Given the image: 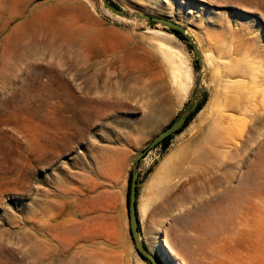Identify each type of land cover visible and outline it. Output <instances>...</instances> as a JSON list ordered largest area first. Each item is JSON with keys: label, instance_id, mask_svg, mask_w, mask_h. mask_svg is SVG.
Segmentation results:
<instances>
[{"label": "rangeland", "instance_id": "rangeland-1", "mask_svg": "<svg viewBox=\"0 0 264 264\" xmlns=\"http://www.w3.org/2000/svg\"><path fill=\"white\" fill-rule=\"evenodd\" d=\"M108 2L182 27L201 64L185 39L99 0H0V264H149L128 232L132 160L192 99L198 70L202 106L137 162L140 240L162 264H264V122L213 133L224 91L258 75L264 95V0Z\"/></svg>", "mask_w": 264, "mask_h": 264}, {"label": "water", "instance_id": "water-1", "mask_svg": "<svg viewBox=\"0 0 264 264\" xmlns=\"http://www.w3.org/2000/svg\"><path fill=\"white\" fill-rule=\"evenodd\" d=\"M101 5L107 9L109 12L118 15L120 17L126 18L128 20H138L144 22L149 27L158 26L161 27L175 36L185 39L191 46L193 56L196 60L198 66L201 64L200 54L198 52L197 46L190 37L186 34V31L178 26L177 24L163 18L154 17L141 13L125 12L122 11L108 2V0H99ZM198 79H197V88L195 89L194 96L187 103L186 107L179 114V116L170 122L164 129L157 133L150 142L140 150L132 160V169L129 176L128 186H127V195H126V216L128 222V232L135 249L137 256L144 262L149 264H162L154 255H152L141 242L139 237V221L136 208V193H137V175L138 169L136 168L137 162L152 148L159 145L164 139L177 134L183 126H185L186 118L193 114L197 108L198 103L200 102L202 87L199 83V80L202 75V71L198 70Z\"/></svg>", "mask_w": 264, "mask_h": 264}, {"label": "bare ground", "instance_id": "bare-ground-1", "mask_svg": "<svg viewBox=\"0 0 264 264\" xmlns=\"http://www.w3.org/2000/svg\"><path fill=\"white\" fill-rule=\"evenodd\" d=\"M110 15V14H109ZM111 16V15H110ZM115 19H120L121 17L116 16V15H112ZM116 19V20H117ZM114 20V19H113ZM120 20H125V19H120ZM118 20V21H120ZM112 31V30H111ZM151 32V31H150ZM156 32V31H155ZM116 34V33H115ZM120 34V33H119ZM186 34H188L186 32ZM189 35V34H188ZM172 36V35H170ZM191 37V36H190ZM124 39V38H123ZM210 43V42H209ZM210 45V44H209ZM117 46V45H116ZM233 46V45H232ZM119 47V46H118ZM97 48V47H95ZM93 49V48H92ZM91 49V50H92ZM95 50V49H93ZM165 52V51H164ZM167 52V51H166ZM230 52V51H229ZM169 54V53H168ZM209 54V53H208ZM226 54V53H225ZM248 57V56H247ZM93 59V58H92ZM206 60V59H204ZM140 62V61H139ZM178 63V62H177ZM207 63V62H206ZM219 64V63H218ZM224 64V63H223ZM250 64V63H249ZM179 65V64H178ZM90 66V65H89ZM87 66V69L88 67ZM227 66V65H226ZM235 66V64H234ZM239 66V65H238ZM183 67V65H182ZM181 67V68H182ZM240 68V66H239ZM92 69V67H91ZM136 71H141V65H139L138 63L136 64L135 67ZM242 70V69H241ZM241 70H234V69H230V71H228L229 76L231 74L234 75H242V71ZM225 71V70H224ZM257 72V71H256ZM255 73V72H254ZM179 74V73H178ZM191 74V73H190ZM252 74V73H251ZM250 74V75H251ZM177 75V74H175ZM255 75V74H254ZM253 75V76H254ZM178 76V75H177ZM176 76L175 80H178ZM221 76H225V75H221L220 73L217 74V77L220 79ZM246 76V75H245ZM179 77V76H178ZM182 77V76H181ZM231 77V76H230ZM234 77V76H233ZM175 78V77H174ZM217 78V79H218ZM258 77V75H256L252 80V85L251 87H248L246 84H243L240 86L242 88H237V87H232V91L230 94H227L226 91H224L223 94V98L220 100V102H218V106H219V114L217 117V122L218 124H216V128H215V132H213L215 134V138H217V141L221 139V136L225 137H241L242 135H244L245 133H250L251 131H255L256 133L259 132L262 128V123L264 122V95L262 90L260 91L258 88L260 86V82H262V78H259L258 80H256ZM186 79V77H185ZM226 80V79H225ZM244 82V81H242ZM177 83V82H176ZM188 83V82H187ZM193 83V82H192ZM246 83V82H245ZM248 83V82H247ZM180 84V83H179ZM223 84V83H222ZM227 84V83H226ZM249 85V84H248ZM227 86L225 85V88ZM221 91V90H220ZM264 91V90H263ZM221 96V95H220ZM219 97V96H218ZM218 100V99H217ZM211 103V102H210ZM158 107L157 105H154L152 108V113L151 115L155 114L156 112H158ZM226 111H230L233 113H237V114H242L244 115L246 118H248L249 120L247 121L246 119H242V120H237L234 121V119H232L231 116H223V112ZM148 120H151V118H147ZM216 119V118H215ZM153 123V128H157L158 126V121H156L155 119ZM247 123H250V125H247ZM264 124V123H263ZM249 127H247V126ZM264 126V125H263ZM204 128V127H203ZM247 129V130H246ZM206 137V136H205ZM226 138V137H225ZM238 138V139H239ZM227 139V138H226ZM208 141V140H207ZM228 141V140H227ZM242 141V140H241ZM232 142V141H231ZM245 145V144H244ZM233 149V148H232ZM208 156H210L209 153H201L199 155V159L202 161L207 160ZM212 157V156H211ZM241 157V156H240ZM178 163V162H177ZM206 163V162H205ZM212 168V167H211ZM210 168V169H211ZM203 170V169H202ZM209 170V169H208ZM212 172V170H211ZM205 172L202 174L204 175ZM209 177V176H207ZM201 185V184H200ZM202 186V185H201ZM222 204V203H221ZM231 204V203H230ZM234 204V203H233ZM217 205V204H216ZM214 207V206H213ZM222 207V206H221ZM140 208H142V206H140ZM139 208V209H140ZM211 208V206H210ZM144 210V209H143ZM142 210V213L144 212ZM212 211L214 209H211ZM139 210H137L138 212ZM210 211V209H209ZM148 212V211H147ZM225 212V211H224ZM140 213V212H139ZM141 213V214H142ZM206 215V214H205ZM208 215V214H207ZM202 218V217H200ZM191 219V218H190ZM205 219V218H204ZM201 221V220H200ZM206 221V220H205ZM204 221V222H205ZM187 222V221H186ZM201 223V222H200ZM186 224V223H185ZM189 225H193L192 223L189 224V222L187 223ZM209 225V224H208ZM202 226V224H201ZM198 229V228H197ZM153 252L158 256V260L162 263V258L161 255L159 254V252L157 251L156 247L154 245H150ZM156 256V257H157Z\"/></svg>", "mask_w": 264, "mask_h": 264}, {"label": "trees", "instance_id": "trees-1", "mask_svg": "<svg viewBox=\"0 0 264 264\" xmlns=\"http://www.w3.org/2000/svg\"><path fill=\"white\" fill-rule=\"evenodd\" d=\"M202 104H203V101H200L199 103H198V105H197V108H196V110H195V112L193 113V114H191V115H189L187 118H186V123H185V126L188 124V122L191 120V118H192V116L200 109V107L202 106ZM185 126H183L182 128H181V130L185 127ZM180 130V131H181ZM179 131V132H180ZM179 132H177V133H179ZM170 137L171 136H169L168 138H166V139H164L160 144L164 147L165 146V144H166V142L170 139Z\"/></svg>", "mask_w": 264, "mask_h": 264}]
</instances>
